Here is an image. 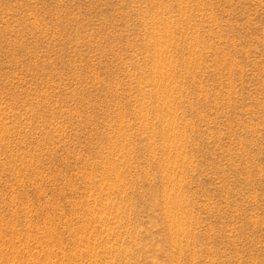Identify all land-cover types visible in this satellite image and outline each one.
I'll return each mask as SVG.
<instances>
[{"label":"rangeland","instance_id":"rangeland-1","mask_svg":"<svg viewBox=\"0 0 264 264\" xmlns=\"http://www.w3.org/2000/svg\"><path fill=\"white\" fill-rule=\"evenodd\" d=\"M0 264H264V0H0Z\"/></svg>","mask_w":264,"mask_h":264}]
</instances>
